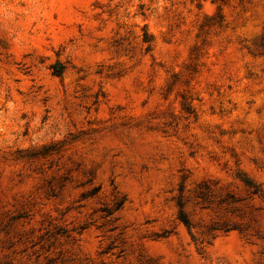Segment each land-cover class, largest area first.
<instances>
[{
    "label": "rangeland",
    "instance_id": "obj_1",
    "mask_svg": "<svg viewBox=\"0 0 264 264\" xmlns=\"http://www.w3.org/2000/svg\"><path fill=\"white\" fill-rule=\"evenodd\" d=\"M0 264H264V0H0Z\"/></svg>",
    "mask_w": 264,
    "mask_h": 264
},
{
    "label": "trees",
    "instance_id": "obj_2",
    "mask_svg": "<svg viewBox=\"0 0 264 264\" xmlns=\"http://www.w3.org/2000/svg\"><path fill=\"white\" fill-rule=\"evenodd\" d=\"M245 181H246V183H249L248 180H245Z\"/></svg>",
    "mask_w": 264,
    "mask_h": 264
}]
</instances>
